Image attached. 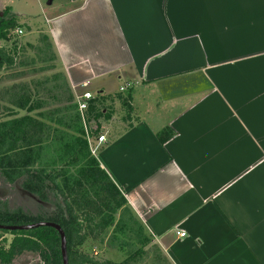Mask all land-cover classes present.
Returning a JSON list of instances; mask_svg holds the SVG:
<instances>
[{"label":"crops","instance_id":"obj_1","mask_svg":"<svg viewBox=\"0 0 264 264\" xmlns=\"http://www.w3.org/2000/svg\"><path fill=\"white\" fill-rule=\"evenodd\" d=\"M60 6L36 30L75 102L132 91L96 121V158L163 256L138 264H264V0Z\"/></svg>","mask_w":264,"mask_h":264},{"label":"trees","instance_id":"obj_2","mask_svg":"<svg viewBox=\"0 0 264 264\" xmlns=\"http://www.w3.org/2000/svg\"><path fill=\"white\" fill-rule=\"evenodd\" d=\"M19 17L11 6L0 10V70L57 68L58 58L47 33H40L35 41L20 44L15 31L22 26L30 28L22 24ZM27 49L33 55L28 59L22 55L18 61L19 54L26 53ZM47 84L50 86L45 87ZM43 86L47 89L46 95L38 88L33 90L26 82L10 85L0 93V112L3 110L0 114V171L10 182L21 179L24 191L37 195L42 201H51L56 210L50 215L32 217L0 207V224L58 223L66 234L69 264H138L147 259L150 252L152 261H162L152 234L130 206L122 189L91 153L64 73L58 71L46 77L40 84ZM34 91L41 95L34 97ZM118 98L127 108L131 107V90L93 97L87 110L88 122H98L104 117L108 102ZM20 110L28 112L19 116ZM99 131V124L91 130L93 136ZM172 135L167 129L160 133L161 140ZM97 243L101 247L106 243L123 252L125 258L119 262L96 258L92 248ZM27 253L38 255L42 264H63L59 232L46 226L31 230L0 229V264H14Z\"/></svg>","mask_w":264,"mask_h":264},{"label":"rangeland","instance_id":"obj_3","mask_svg":"<svg viewBox=\"0 0 264 264\" xmlns=\"http://www.w3.org/2000/svg\"><path fill=\"white\" fill-rule=\"evenodd\" d=\"M2 1H5L7 5H10L13 8V11L20 16L19 19L22 24L26 25L27 23L28 25L31 26V28H33L30 34H29V30L23 26L21 27V29H23L24 31L23 34H18L17 33L18 29L15 31L19 35V37H17L18 41L20 42L21 45H24L27 41L32 42L37 39L40 33L37 34L36 29L43 28L41 29V31L48 30L46 17H49V15H51L52 13L60 10L61 9L60 4L63 0H2ZM49 1L51 3H49ZM5 7H3L1 10H3ZM26 53L23 54L20 53L18 56L19 58L18 61L21 60L22 55H23L22 58H27V59L33 55V52L30 51L29 49L26 50ZM40 66L42 67L44 65H40ZM58 71H59L58 66L53 70H40V69L35 70L32 69V67L19 68V69L4 68L0 70V93L3 92L4 89L10 85L26 82L33 90H37L36 88H38L40 89V92L43 95H46L45 91H47V89L45 87L50 86V84L44 85L45 87L44 86L40 87V84L41 82H43V80L46 77H49ZM115 86L116 84L111 85L110 89H114ZM2 106L3 105H1V108ZM2 112L3 110H1L0 114H3ZM27 112L28 111L26 110H20L18 113L19 116H23ZM91 123H92L91 126L92 129L95 128L97 125L96 122L91 121ZM100 133H102V130L99 131V134ZM108 133L111 134L110 131H108ZM48 154L49 152H47L46 154L44 153L45 156ZM51 198H53V196H51ZM0 207L5 208L10 212L21 211L24 212L26 216H32V217L36 215H44V216L50 215L56 210L55 204L52 203L51 201H42L37 195L29 194L28 192L24 191L21 186V179H18L14 183L10 182L4 177L1 171H0ZM93 248L96 249V252H92V254L100 260L107 259V260H113L119 262L125 258V254L123 252L107 246L106 243L103 244L102 247L100 246V244L97 243L93 245ZM86 249H88V247ZM146 261H149V258H147ZM14 264H42V260L36 254L27 253L18 257L14 261Z\"/></svg>","mask_w":264,"mask_h":264},{"label":"built area","instance_id":"obj_4","mask_svg":"<svg viewBox=\"0 0 264 264\" xmlns=\"http://www.w3.org/2000/svg\"><path fill=\"white\" fill-rule=\"evenodd\" d=\"M18 34H23L24 31L23 29L19 28L17 30ZM128 87V85H127ZM126 86L121 87V90H125L127 88ZM94 97L93 93L90 91H85L84 93H82L81 95H78L76 98V102H77V106H78V110L80 112L81 118H82V122L84 125V130H85V137L88 141L89 144V148L91 153L96 156L100 147L107 142L106 136L104 134L99 135L98 137L93 136L91 130V124L88 122V118H87V110L89 109V101ZM180 236H184L185 233H179ZM93 252H96V249L93 248Z\"/></svg>","mask_w":264,"mask_h":264},{"label":"water","instance_id":"obj_5","mask_svg":"<svg viewBox=\"0 0 264 264\" xmlns=\"http://www.w3.org/2000/svg\"><path fill=\"white\" fill-rule=\"evenodd\" d=\"M49 3H51L49 1ZM52 227L56 229L59 232L60 238H61V251H62V258H63V264H69V259H68V253H67V238L64 230L62 227L55 222L52 221H39V222H34L31 224H21V225H4L0 224V229L3 230H31L34 228L38 227Z\"/></svg>","mask_w":264,"mask_h":264}]
</instances>
